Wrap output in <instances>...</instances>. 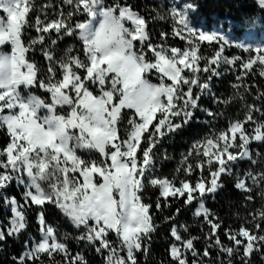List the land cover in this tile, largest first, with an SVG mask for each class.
I'll return each mask as SVG.
<instances>
[{
    "label": "snow or ice",
    "instance_id": "1",
    "mask_svg": "<svg viewBox=\"0 0 264 264\" xmlns=\"http://www.w3.org/2000/svg\"><path fill=\"white\" fill-rule=\"evenodd\" d=\"M63 3L71 10L61 9L49 19L46 9L51 4L38 7L36 0H0V10L6 14L0 16V45H10L12 59L22 68L17 88L0 86V131L9 138L0 149V198L11 212L7 225L0 227V242L21 238L33 205L40 233L39 240L30 236L24 241L21 255L11 257L13 264H89L83 251L73 253L71 241L93 248L104 264H139L138 255L147 258L161 226L156 213L172 207L169 197L182 199L185 208L195 202L192 214L197 220L203 218L206 243L201 253L194 243L200 237L192 236L188 225L174 223L181 213L177 207L163 218L171 223L172 264H234V257L252 264L254 253L264 260V204L251 214V228L224 229L231 244L221 241L218 231L223 222L206 207L207 198L215 200L224 188L222 176L233 177L235 188L246 193L247 201L254 200V193L264 201V154L250 147L253 142L264 143V91L256 90L254 99L259 104L247 103L245 96H252L256 88L245 83L246 78L264 77V39L259 44L238 42V27H252L259 20V34L264 32V17H246L243 25L232 26V32L224 34L222 29L193 28L189 15L194 4L177 0H169L170 8L163 13L154 9L155 17L147 21L130 4ZM258 4L264 9V0ZM33 12L34 22L29 15ZM108 13L117 14L129 32L134 72L113 67L90 42L92 24ZM74 15L86 19L73 25ZM169 18L171 35L186 42L183 49L169 47L163 31L160 42L154 44L149 38L148 24ZM72 36L80 41L83 58L74 47L56 51L59 41ZM233 46L247 57L229 58L225 53ZM30 51L39 52L45 66L29 60ZM228 72L235 75L231 87L236 91L221 99L213 91V78ZM149 74L159 83H153ZM37 85L50 93V103L31 94L29 89ZM208 96L214 105L227 106L238 99L243 118L230 119L226 129L217 131L214 123L225 114L203 106L201 99ZM58 107H66L67 115L58 114ZM197 112L208 118L204 123L213 125L212 131L191 144L175 169L176 176L160 178L158 164L170 159L166 151L160 153L163 141L189 126ZM53 125L65 130L64 139L53 135ZM77 149L88 150L89 155L99 153L100 158L86 160L77 155ZM242 161L250 162L243 174L239 170ZM14 182L23 188L20 200L7 194ZM150 189H159L154 210L145 200ZM49 206L67 218L76 235L48 222Z\"/></svg>",
    "mask_w": 264,
    "mask_h": 264
},
{
    "label": "trees",
    "instance_id": "2",
    "mask_svg": "<svg viewBox=\"0 0 264 264\" xmlns=\"http://www.w3.org/2000/svg\"><path fill=\"white\" fill-rule=\"evenodd\" d=\"M114 3H121L130 4L134 10L138 11L141 15H143L147 20L150 18H154L156 13L154 9H158V1L157 0H118V2H113L111 0H105L106 6H112ZM198 11L201 15H204L206 18H211L212 15H216L221 18L230 17L234 20H244L246 17H251L256 14H260L264 16V11L259 8L258 5L251 2L250 0H198L197 2ZM208 24V21L206 22ZM163 31L164 33L167 31L165 26L162 24L161 21L158 19H153L151 23L148 24V32L150 33V39L153 41V38L161 40L160 32ZM30 32V29H28ZM155 33V36H154ZM25 41L27 37H22ZM63 41H61L62 43ZM60 42H58L59 45ZM77 51L80 52L81 58L82 49L81 43L77 42ZM75 54V53H74ZM27 58L29 60L37 61L41 66H45L44 58L40 55L39 52H29L27 54ZM245 83L247 84H254L256 88L253 89V95L248 96L245 94L246 99L251 101L253 100L254 103L259 104V101H255L254 96L256 94V90L259 89L260 91H264V77L260 76H251L246 78ZM29 91L37 96L41 97L45 100V102H51L50 93L41 89L39 85L29 89ZM243 92V89H240ZM235 90L231 95L226 97H221L222 99H226L230 96H233ZM251 101L249 103H251ZM240 102L238 99H234L231 104H238ZM230 104V105H231ZM191 135L185 136V138L190 137ZM191 140V139H190ZM9 142V138L4 132L0 131V149H3L6 144ZM81 154V157L84 159L87 158L85 153L86 150L77 149ZM184 150L182 146L178 147V152ZM259 150L261 154H264V143H259L255 145L253 151ZM174 160L171 159L163 161L158 165L162 170L161 178H169L173 177L172 175V168L170 165H175L173 163ZM250 167V162L243 161L239 166V170L241 174ZM257 169L253 168V171ZM224 188L220 190L216 194L215 200L209 196L206 200V207L211 209L219 220L223 222L222 228L218 231L220 239L225 244H231L228 241L227 237L224 234L225 228H230L232 230H239L241 226H246L251 228L252 225L248 223V220L251 218V214L259 209L264 201L259 199L258 193H254V200L247 201L246 200V193L242 190H238L235 188V179L233 177L222 176L221 177ZM23 192V188L16 185L15 182L9 188L7 194L9 196H15L18 200L21 199V193ZM159 196V189H150L147 192L145 200L149 203L153 204V210L155 208V200ZM170 201H173L171 208H165L163 212L156 213V220L161 226L158 231L154 234L153 240L151 243V248L149 249V253L147 258L143 255H138V262L139 264H172L171 258L169 256V246L173 243V238L170 235V228L171 223L164 222V216L172 215L177 207L181 208L180 215L176 218L174 223L177 224L179 227L180 224H186L189 227V233L192 236L200 237L199 240L195 241V247L203 252V249L206 247L205 240L203 238V234L201 231V222L203 218L201 217L197 220L193 216V211L195 210V202L191 208L183 207L182 199L180 201H175L174 198L169 197ZM163 207V205H162ZM11 216V212L8 209H5L3 206V199L0 198V227H4L7 225L8 219ZM47 220L50 224L54 227H57L61 232L72 233L76 235L77 233L73 229L72 224L65 218L57 209L52 208L49 206L47 211ZM28 229L25 233L21 235V238L18 240H13L9 238L6 243L0 242V246H3V252H0V264H13L11 260L12 256L19 257L21 253L24 251V241L28 240L29 237H35L37 240L40 238L39 233V225L37 224V213L31 212L28 213ZM203 231H208V226L204 225ZM188 235V234H184ZM110 238L114 239V235H111ZM239 239H243V237H238ZM29 246L31 243L29 242ZM69 246L71 247L73 253L78 251H83L89 264H104V260L101 256L95 253V250L91 247H85L83 243H77L75 241H71ZM242 252V248H241ZM212 256H216V251L212 250ZM191 259V257H190ZM234 264H242L239 257H234ZM252 264H264V260H261L259 253H254L251 257Z\"/></svg>",
    "mask_w": 264,
    "mask_h": 264
},
{
    "label": "rangeland",
    "instance_id": "3",
    "mask_svg": "<svg viewBox=\"0 0 264 264\" xmlns=\"http://www.w3.org/2000/svg\"><path fill=\"white\" fill-rule=\"evenodd\" d=\"M111 1L118 2V0H111ZM157 1H158V10H160L162 13L164 12V10L170 8L169 0H157ZM184 2L192 3L195 6V10L193 12H191L189 15V21H190V24L192 25L193 28H197L199 30H204V31H208V32H211V31L217 30V29H222L224 34H228V33L232 32V26H240V25H243V23H244V20H241V21L234 20L230 17L221 18V17L216 16L215 14L212 15L211 18H206L204 15H201L198 11V7H197L198 0H177L178 4H182ZM45 4H51L52 5V7L46 9V11L49 15V19L55 18L54 13L58 14L61 11V9H63V11L65 13H67V11L71 10V7L68 5H65L63 3V0H36V5L38 7L45 5ZM105 6H106V4H105ZM0 15L4 16L6 14L2 10H0ZM29 15L34 22L36 13L33 12V13H30ZM251 17H264V16H262L260 14H256V15L251 16ZM41 18L43 19V16H41ZM85 19H86V16H84V15H78V16L74 15L72 18V24L74 25L77 21L83 22ZM207 21H208V24L206 23ZM161 22L165 26V28L167 29V31L165 32L167 35L165 37L164 42L169 47H179V48L183 49L185 47L186 42L184 40H181L180 37H178V36L174 37L171 35V33L173 31L171 19L169 18L166 21H161ZM126 24H127V22H126ZM259 27H260L259 20H257L255 22V25L252 27H238V31L240 32V39L238 42H241V43L254 42L255 44H259L261 39H264V32L257 34V30ZM248 32L256 33V35L248 36ZM29 33L32 36L37 35V33L35 32L34 29H30ZM154 36H155V33H154ZM232 36L234 37L235 33H232ZM78 41L79 40L77 39L76 36L65 37V39L63 40L62 43H61V41H59L60 43H59L56 51L59 53L65 49H67L68 47H74L75 49H77V42ZM152 42L155 44L157 42H160V40L153 38ZM232 42L234 45L237 41L235 39H233ZM204 43L206 45V42H204ZM225 54L228 55L229 58H231L233 55H244L245 57H247V55H248L246 53H242L240 50L236 49L234 46L230 50H226ZM81 72H82V70H81ZM82 74H83V72H82ZM254 76H259V75L256 74ZM148 78L153 83H159V79L155 75L149 74ZM235 82H236L235 81V75L232 74L231 72L226 73L225 75H223L219 79L214 77L213 82H212L213 91L220 98L231 95L233 93V90H235L231 87V84L235 83ZM91 90L93 91L94 95L98 94L97 90L94 87ZM194 91H195V89H194ZM246 101H247V103H249L251 101V98L249 100L246 99ZM201 103L203 104V106L212 108L214 111L219 110V111L224 112V114H225L224 117L220 118L219 120H217L214 123V127L217 131L226 129L227 125H228V121L230 119H232V120L242 119L243 115H244V110L242 108L241 102H238V104H231V105L229 104L227 106H225L223 104L214 105L212 103V98L210 96H208V97H202ZM251 103H254L253 100L251 101ZM5 111H7V110H5ZM125 111H128V110H125ZM57 112H58V114L67 115V108L65 107L64 109H60L58 107ZM206 119H208V118L203 113L197 112L196 117L194 118V120L191 122V124L189 126L184 128L178 134H176L170 138H167L163 141L162 146L160 148V153H163L164 151H166L167 154L169 155L171 161L174 160L173 163H175V165H170V167L172 168V172H173L172 175L173 176L177 175L175 172V169L179 166V162H180L182 156L189 151L191 144L195 140L201 139L205 135H208L212 131L213 125L205 124L204 121ZM187 135H191V136L188 138H185V136H187ZM257 144H259V142H253L250 145V147L253 149L255 147V145H257ZM180 146H182L184 148V150H182L181 152H178V147H180ZM82 150H85V149H82ZM86 151H87L85 153V155L87 156L86 160L87 159H99L100 158L99 153L93 152L91 155H89L88 150H86ZM80 153H82V152H79V150H77V155L81 156ZM138 155H139V153H138ZM157 159L158 160L160 159L159 153L157 155ZM160 166H162V165H158L157 175L161 178L162 170L160 169ZM36 207L37 206L33 205L32 209L29 210L28 213H31V212L37 213L35 211Z\"/></svg>",
    "mask_w": 264,
    "mask_h": 264
},
{
    "label": "clouds",
    "instance_id": "4",
    "mask_svg": "<svg viewBox=\"0 0 264 264\" xmlns=\"http://www.w3.org/2000/svg\"><path fill=\"white\" fill-rule=\"evenodd\" d=\"M90 42L95 50L107 57L113 67L126 72H134L132 44L129 32L120 17L115 13L101 15L92 24ZM10 51H0V86L17 88L22 71L18 61L12 59ZM7 58V59H5ZM57 139H64L65 130L53 125L51 129Z\"/></svg>",
    "mask_w": 264,
    "mask_h": 264
},
{
    "label": "crops",
    "instance_id": "5",
    "mask_svg": "<svg viewBox=\"0 0 264 264\" xmlns=\"http://www.w3.org/2000/svg\"><path fill=\"white\" fill-rule=\"evenodd\" d=\"M0 16H3V15H0ZM4 16H6V15H4ZM10 50H11V47L9 44L0 45V51H10ZM31 94H33V93H31ZM33 95H36V94H33ZM73 131H78V130H73Z\"/></svg>",
    "mask_w": 264,
    "mask_h": 264
},
{
    "label": "water",
    "instance_id": "6",
    "mask_svg": "<svg viewBox=\"0 0 264 264\" xmlns=\"http://www.w3.org/2000/svg\"><path fill=\"white\" fill-rule=\"evenodd\" d=\"M251 2H253V3H255L256 5H258L259 6V4H258V0H250ZM260 8V7H259ZM261 9V8H260ZM263 11H264V9H262Z\"/></svg>",
    "mask_w": 264,
    "mask_h": 264
}]
</instances>
